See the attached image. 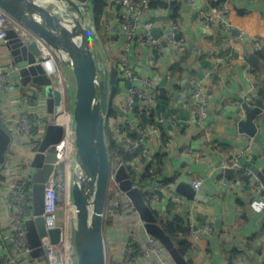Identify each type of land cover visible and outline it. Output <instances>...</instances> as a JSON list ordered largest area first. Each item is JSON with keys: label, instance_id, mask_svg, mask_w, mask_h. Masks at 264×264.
I'll return each mask as SVG.
<instances>
[{"label": "crops", "instance_id": "1", "mask_svg": "<svg viewBox=\"0 0 264 264\" xmlns=\"http://www.w3.org/2000/svg\"><path fill=\"white\" fill-rule=\"evenodd\" d=\"M162 1L165 7L145 13L158 21L156 27L164 28L159 39L162 47L158 48V58L153 49L139 42L133 45L129 55L124 53L125 39L118 21L123 12L121 5L106 7L101 31L91 23L99 45L97 55L100 67L104 59L110 73L120 65L122 68L129 65L133 69L139 66L147 70L154 67L153 71L167 80L168 92L182 95V105L188 109L185 125L173 116L172 130L160 128V134L165 132L169 135L166 148L155 134L152 141L145 144L149 149L148 156L136 159L134 164L138 167V176L143 175L147 167L156 169L152 179L161 183L168 181L166 186L171 191H175L180 181L191 186L194 180L202 182L197 193L203 196L204 201H189L183 195L184 200L178 204L167 196L152 201L161 218L180 215L186 221L194 219L200 224L202 220L197 215L200 214L204 217V224L214 227L213 235L196 239L188 236L192 247L187 258L192 264H264V211L253 212L249 206L252 182L261 180L249 168L231 164L234 161L237 163V154L249 161L255 156V166L264 176V112L256 119L258 139L239 133L236 126V120L244 118L238 98L252 107L258 98L264 102V95L259 94V90L263 89L261 80H264L261 76L264 69V53L261 51L264 47V23H260L257 35H251L233 24L225 31L219 28L217 22L210 24L204 18L210 16L215 7H224L228 11L231 6L247 12L264 13V0H199L202 4L199 9L193 8L187 0ZM177 9L179 15L176 18ZM89 18L91 22V16ZM174 26L176 34L182 33L179 41L185 43L179 53L164 36ZM144 33L141 29L139 37H143ZM112 34L115 37L113 40ZM256 43L262 56L254 49ZM227 50L232 52V56L226 54ZM205 60L211 66H202ZM195 91L201 92L199 103L193 97ZM126 92L118 88L112 93L114 106L123 102L122 95ZM157 101L158 91L153 114L150 115L152 118L156 117ZM177 101L171 97L169 105H175ZM202 106L207 112L204 120L199 118ZM137 108L141 110L140 105ZM139 114L133 111L130 117L136 125L148 127L149 124L142 123ZM119 121L123 122L121 117ZM108 123H111L110 119ZM133 133L137 135V142L139 133ZM227 167L235 168V172L227 175L224 172ZM232 183L237 186L231 187ZM141 187L143 191L151 192V180L142 182ZM123 201L127 203L128 198L123 197ZM63 217L70 239L72 216L65 210ZM117 218V222L113 218L108 219L111 224L104 229L106 248L111 258L116 259L114 264H119L117 259L121 258L128 234L133 230L142 232L134 215L124 212ZM69 251L74 264L72 245Z\"/></svg>", "mask_w": 264, "mask_h": 264}, {"label": "water", "instance_id": "2", "mask_svg": "<svg viewBox=\"0 0 264 264\" xmlns=\"http://www.w3.org/2000/svg\"><path fill=\"white\" fill-rule=\"evenodd\" d=\"M0 0L2 8L9 16L19 22L38 38H40L55 53L62 66L69 67L74 79V99L72 105L74 162L71 171L70 195L72 198V230L71 245L74 264H108L106 242L104 235V217L110 176L114 170V181L126 195L136 210L139 219L143 222L145 231L156 238L167 250L174 264H192L183 256L172 239L159 223L153 205H149L140 187L131 178L126 165L119 158H110L108 141L106 138V123L109 114L111 99V75L104 59L100 67L97 58L99 45L95 39L90 16L92 5L90 0ZM173 1V0H171ZM225 2L226 0H217ZM59 5H57V4ZM51 6V9L47 6ZM201 2L196 0L192 7L199 9ZM120 6V4H117ZM163 27H154L151 35L159 39ZM209 31L210 29L207 28ZM238 33L237 30H234ZM181 32L175 35L179 41ZM114 34L111 35L113 40ZM7 45L14 62L20 67L22 83L27 85L33 82L42 87L46 97V106L49 113L54 112L55 98L52 81L44 73L43 68L36 62L42 60L41 51L36 41L23 43L14 30L7 31ZM264 53V47L261 48ZM158 58V48L153 49ZM251 58L254 59L252 56ZM30 64L29 66H27ZM202 66H211L209 61H202ZM122 71V66H118ZM134 72L142 77L151 79L158 89V101L155 106L156 117L153 119L146 113L139 114L143 124L156 122L161 128L172 130L173 116L185 125L188 119V109L182 105V95L170 92L167 89V80L152 70L139 66ZM120 89L140 88L139 81L129 78L119 81ZM177 99V104L169 105L170 98ZM244 112V118L236 120L237 130L251 138H259L256 119L264 112V102L256 99L252 107L242 98H238ZM140 103H135L138 107ZM116 115L128 117V112L119 105L114 106ZM164 117V120L162 118ZM123 133L121 130L120 134ZM63 134V128L56 119L49 123L44 139L36 153L32 166L36 169L32 182V212L33 217L25 221L27 241L31 249V256L41 257L45 251L43 244L50 239L58 242L61 236L58 228L46 231L44 211L45 183L48 180L56 161L54 144L58 143ZM10 137L0 126V164L5 160ZM237 164L254 171L264 184V176L255 166V156L247 160L237 154ZM137 161V160H136ZM237 167V166H236ZM224 172L232 174L235 168L227 167ZM175 191L189 201H204L202 195L187 182L176 184ZM200 224H204V217Z\"/></svg>", "mask_w": 264, "mask_h": 264}, {"label": "built area", "instance_id": "3", "mask_svg": "<svg viewBox=\"0 0 264 264\" xmlns=\"http://www.w3.org/2000/svg\"><path fill=\"white\" fill-rule=\"evenodd\" d=\"M195 1L187 0L189 4ZM150 2L151 0H140V2L136 0H108L107 7L120 4L123 10L118 17V21L125 39L124 53L126 55H129L135 39H139V44L150 50L162 47L160 38L155 39L150 33L154 27L158 26L156 19L145 14L149 11L148 5ZM227 12L224 7H215L212 14L204 18L210 24L217 22L219 28L227 31L231 28V24L226 18ZM10 29L17 33L23 43L33 40L37 42L42 60L36 63L43 68L45 75L51 79L54 89L55 108L53 113L47 111L46 97L42 87L33 82H29L27 85L22 83L20 67L14 62L7 45V31ZM141 29L145 31L143 37H139ZM175 35L176 26L171 28L164 36L178 52L185 43L176 41ZM254 49L259 50L257 43ZM61 66V62L51 48L0 8V126L10 137L5 160L0 164V264H73L69 251L71 240L66 233L63 213L68 209L66 207L68 203V210L71 215L73 210L69 188L74 162V143L73 132L70 127L72 110H67L65 107L66 78ZM261 76L264 79V69ZM118 77L139 81L141 87L130 88L127 90V94L122 95L123 102L119 106L128 112V117L118 115L116 118L111 117L109 118L110 125L113 126L115 135L120 137L123 145L132 144L131 146L134 148L141 147V156L146 159L149 149L145 144L152 141L154 134L158 136L165 148L169 140L163 143L162 134L159 132L161 127L156 122L144 127L141 124L136 125L130 116L136 102L140 103L141 112L146 113L148 116L153 114L158 89L151 79L145 77L140 79L139 74L135 73L133 67L129 65L123 66V70L118 72ZM57 83H59L58 87ZM57 88L59 95L56 92ZM193 97L199 103L201 92L195 91ZM206 114V109L202 106L199 112L200 120H204ZM118 117H121L123 122H120ZM52 119H56L60 123L63 134L61 140L54 144L56 161L45 183L43 217L46 231L58 228L61 236L58 242H51L49 239L47 243L43 244L44 255L34 258L31 256L25 229V221L33 217L32 178L36 169L32 166V161ZM124 127L127 128V131ZM121 130H123L122 134H120ZM136 131L139 133V140L132 142L128 133ZM134 164L135 162L131 163L138 174V167ZM231 164L234 167L237 166L235 161ZM114 170L115 168L110 176L108 194H111V198L106 203V212L111 208L109 210L112 215L117 217L122 216L124 212L130 213L136 217L140 228H142L141 233L133 230L128 234L121 258L118 259L120 264H174L165 247L145 231L143 222L139 219L130 200L128 199V202L124 203L123 197L126 195L114 181ZM152 171L150 169L149 172ZM247 174L252 175L249 171H247ZM151 183L152 192L167 196L174 204L181 203L184 200L181 194L169 190L164 183L156 179H151ZM201 185L202 182L199 179L194 180L192 183V187L196 191L200 189ZM224 185H227L226 182H224ZM230 186L236 187L237 185L232 183ZM251 187L252 198L249 206L253 212H262L264 211V184L254 180ZM122 206L123 209H121ZM187 224L189 235L195 239L214 234L215 229L209 223L199 224L194 219H187ZM111 264H114V262Z\"/></svg>", "mask_w": 264, "mask_h": 264}, {"label": "trees", "instance_id": "4", "mask_svg": "<svg viewBox=\"0 0 264 264\" xmlns=\"http://www.w3.org/2000/svg\"><path fill=\"white\" fill-rule=\"evenodd\" d=\"M91 5H92V15H91V23L97 29L98 31H101V22H102V17L105 13V9L108 4V0H90ZM166 4L162 0H151V2L148 5V10H156L161 7H165ZM178 9L175 11L174 16L177 18L178 16ZM226 18L227 21L230 24H233L234 26L240 28L247 34L251 35H257L258 31L257 29L260 26V23H264V13H256V12H247L242 9H237L234 7L229 6L228 12L226 13ZM139 42V39H135L134 45H136ZM226 54L232 56V52L230 50H227ZM257 54L262 56V52L260 50H257ZM119 68L116 67L112 70L110 73L111 75V94L114 93L116 90H118L119 86V81L121 78L118 77V72ZM260 87L262 86L263 89L259 90L260 95H264V80ZM113 94L111 95L112 103L110 105L109 109V114L107 118V123H106V138L108 140V152L110 155L111 159L119 158L121 162H123L127 169L129 170L131 178L138 184L140 189L142 190L141 183L146 181V180H151L154 175L157 173L156 169L153 168H146L145 172L143 175L138 176L136 173V170L134 167L131 165V163L135 162L136 159L143 158L141 156L142 154V149L141 147H132V144L123 145L121 142L120 137H115V133L113 131V128L111 125L108 123V119L113 117L116 118L117 115L115 114L114 110V103H113ZM136 113H140L137 107L134 108L133 110ZM125 131H127V128L124 127ZM128 136L132 140V142H135L137 135L129 132ZM169 140V135L166 134L165 132L162 133V141L163 143L167 142ZM144 159V158H143ZM150 169H152V172H149ZM165 185H168V181H164ZM143 196L146 200V202L149 205H152V201L154 199H161L162 195L158 192H150V191H143ZM111 198V194H108L107 196V201ZM124 207L122 206L121 209ZM155 213L158 217L159 223L166 232L172 239L174 245L178 249V251L187 258L188 251L191 249L192 244L188 240L189 236V228L187 221L185 217H182L180 215H175L173 217H166V218H161L158 216L157 211L155 210ZM137 249V248H136ZM140 250V249H138ZM188 259V258H187ZM188 262L191 263L190 260Z\"/></svg>", "mask_w": 264, "mask_h": 264}, {"label": "rangeland", "instance_id": "5", "mask_svg": "<svg viewBox=\"0 0 264 264\" xmlns=\"http://www.w3.org/2000/svg\"><path fill=\"white\" fill-rule=\"evenodd\" d=\"M47 6V8H49V9H51V6H48V5H46ZM99 55H97V58L98 59H100L99 57H98ZM62 65V64H61ZM62 67V72H63V74H64V76H65V78H66V82H65V107H66V109L67 110H72V105H73V99H74V91H75V87H74V79H73V77H72V73H71V71H70V69H69V67H67V66H61ZM70 127H71V130H72V132H73V118H71V120H70ZM113 127V126H112ZM115 133V132H114ZM115 135V134H114ZM115 137H118L117 135H115ZM108 141V140H107ZM68 205V206H67ZM66 205V207H68V209H69V203ZM68 209H66V211L68 212V213H70V211L68 210ZM109 209H111V208H109ZM108 209V211L107 212H105V217H104V229L105 228H107V226L109 225V224H111V222H109L108 221V219H111V218H113V220H117L118 218H117V216H114V215H112V213H111V211ZM117 218V219H116ZM109 222V223H108ZM117 222V221H116ZM71 240V239H70ZM106 251H107V256H108V264H111V263H113L112 261H116V259L113 257V258H111V254L109 253V251H108V249L106 248ZM117 263H119L120 264V260H118L117 259Z\"/></svg>", "mask_w": 264, "mask_h": 264}, {"label": "bare ground", "instance_id": "6", "mask_svg": "<svg viewBox=\"0 0 264 264\" xmlns=\"http://www.w3.org/2000/svg\"><path fill=\"white\" fill-rule=\"evenodd\" d=\"M45 1H49V0H42V2H45ZM55 2H58L57 0H54ZM59 3V2H58ZM57 4V3H56ZM57 5H59V4H57ZM58 85H59V83H57V87H58ZM56 92H57V94L59 95V91H58V88H57V90H56Z\"/></svg>", "mask_w": 264, "mask_h": 264}]
</instances>
